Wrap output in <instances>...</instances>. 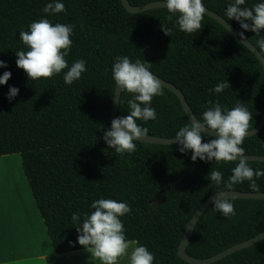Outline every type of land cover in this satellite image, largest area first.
<instances>
[{"label":"trees","instance_id":"trees-1","mask_svg":"<svg viewBox=\"0 0 264 264\" xmlns=\"http://www.w3.org/2000/svg\"><path fill=\"white\" fill-rule=\"evenodd\" d=\"M141 5L153 0H128ZM53 0H0V67L10 79L0 85V156L18 153L24 176L56 253L84 249L77 242L79 224L71 217L79 214L81 223L94 211L98 199L126 202L131 212L120 217L129 241H138L154 254L153 264H189L181 259L177 247L185 226L200 203L223 190L253 192L249 182L224 187L236 162L191 160V150L178 151L177 144L134 141L136 151L123 156L104 142L110 130V110L115 82V58L127 56L131 62L150 63L149 71L173 83L198 120L216 101L227 109L238 103L252 114L257 124L264 110V67L257 57L230 31L205 14L202 28L187 34L172 21L166 7L130 13L121 0H58L66 12L47 14L43 8ZM233 0H202L233 25L260 51L256 42L264 38L244 31L226 9ZM262 0H245L242 7H254ZM46 18L53 25H74L71 50L66 57L69 68L84 60L86 71L71 85L63 76L67 68L50 79L32 81L16 66V52L27 51L19 39L21 31ZM250 23V21L248 22ZM172 29L166 36L161 27ZM230 85L212 93L218 83ZM10 87L19 89L9 101ZM163 95L154 96L150 107L155 121L137 120L148 128V135L175 137L191 121L178 97L162 86ZM133 95L121 92L117 117L130 113L128 100ZM214 138L204 134L202 142ZM245 154L264 155V126L241 145ZM254 170H264L263 161H248ZM212 170L223 174L216 185L208 176ZM264 192V176L256 179ZM165 191V201H155ZM235 215L223 216L209 205L198 219L186 253L205 258L264 231V199L228 198ZM151 201V202H150ZM211 264H264V239L235 251Z\"/></svg>","mask_w":264,"mask_h":264},{"label":"clouds","instance_id":"clouds-1","mask_svg":"<svg viewBox=\"0 0 264 264\" xmlns=\"http://www.w3.org/2000/svg\"><path fill=\"white\" fill-rule=\"evenodd\" d=\"M169 15L168 21L177 16L176 24L180 31L187 34H194L202 28V20L205 16V6L202 0H164ZM245 0H233L226 9L228 20L234 19L244 31H251L257 35L264 30V0L254 7H242ZM43 12L57 14L66 12L65 5L58 0L48 3ZM250 21V23H248ZM29 31H21L19 39L27 47V51L16 52V66L22 69L32 81L39 79H50L64 69H68L63 76L66 85H71L81 78V74L87 69L84 60H76L69 68L66 57L68 56L72 40L70 39L74 25L60 24L53 25L48 19L42 18L32 22ZM166 36H170L172 29L160 26ZM244 38V32L239 33ZM258 48L264 51V38L257 40ZM150 63H142L140 60L131 62L127 56L116 57L112 65V79L120 92H127L133 95L128 100L130 113L124 117H116L111 122V128L103 134L104 142L116 153L123 156L136 151L134 141L146 137L148 128L141 127L137 120L145 122L155 121L157 114L155 109L150 107L154 96L163 95L160 81L149 71ZM0 67H7L6 63L0 60ZM11 73L5 71L0 76V85L6 84ZM230 85L222 81L209 91L221 93ZM19 92L16 87H10L7 99L11 101ZM119 104V95L115 96ZM211 107L203 111L200 120L192 118L189 125L181 127L175 133L173 143H177L178 151L185 153L191 150V160L197 158L201 161H215L231 163L236 162L232 168V175L228 178L224 187L232 189L236 184L244 181L249 182V188L253 192H259L256 179L264 176V170H254L249 166L245 157V149L241 147L244 139L249 136V130L253 129L252 114L238 103L232 109L224 108L219 101L213 102ZM214 134L209 142H202L204 134ZM255 136V132H252ZM240 158L237 161V158ZM208 176L216 185L223 182V174L220 171L212 170ZM211 203L214 210L219 211L223 216H234V204L221 193L213 197ZM94 209L90 215L81 223L79 214L74 213L71 217L73 224H79L77 237L79 245L97 259L101 264H118L120 258L128 256L130 264H153L154 254L147 247L139 245L138 241H129L125 237V228L120 217L131 212L126 202H117L113 199H98L91 203ZM194 230V226L192 228ZM131 252L129 255V249Z\"/></svg>","mask_w":264,"mask_h":264},{"label":"crops","instance_id":"crops-1","mask_svg":"<svg viewBox=\"0 0 264 264\" xmlns=\"http://www.w3.org/2000/svg\"><path fill=\"white\" fill-rule=\"evenodd\" d=\"M90 258L85 249L55 252L20 155L0 156V264H87ZM124 260L130 264L128 256Z\"/></svg>","mask_w":264,"mask_h":264},{"label":"water","instance_id":"water-1","mask_svg":"<svg viewBox=\"0 0 264 264\" xmlns=\"http://www.w3.org/2000/svg\"><path fill=\"white\" fill-rule=\"evenodd\" d=\"M123 6L127 9L128 12L130 13H138L142 12L145 10L153 9V8H161L164 7V0H153L149 1L147 3L141 4V5H131L128 0H121ZM205 14L212 17L215 19L217 22H219L222 26H224L228 31H230L239 41H241L260 61V63L264 67V56L260 53V51L252 44L245 36L244 38H241L239 33L240 31L237 30L233 25H231L227 20H225L221 15L216 13L215 11L205 7ZM152 73V72H151ZM153 74V73H152ZM161 83V86L165 87L166 89L170 90L173 92L178 99L180 100V103L183 107L184 112L186 113L187 117L189 118L190 121H192V118L194 117L195 119L196 116L194 115L192 109L190 108L189 104L187 103L183 92L176 87L173 83L164 80L163 78L153 74ZM119 95V100H120V95L121 92L119 93V88L115 84L114 88V94H113V100H112V105H111V110H110V123L114 118L117 117V112H118V107L119 104L115 100V96L118 97ZM198 120V119H197ZM264 126V110L257 122V124L253 127V129L249 130V136H253L252 132H255V135L259 133V131L263 128ZM208 134V133H206ZM214 136V134H208ZM174 137H157L153 135H148L146 137L140 138L138 141L146 142V143H156V144H177L173 143ZM240 158H237V161ZM244 159L247 161H263L264 162V155H251V154H245ZM223 194L225 198H255V199H264V192H244V191H237V190H223L219 191L217 193H214L210 196H208L206 199H204L200 205L195 209L191 217L189 218L185 229L183 231L182 237L180 239V242L177 247V252L178 255L181 259L186 261L189 264H211L213 262H216L231 253L241 250L243 248H246L255 242L264 239V231L258 233L257 235L246 239L244 241H241L239 243L233 244L220 252H217L209 257L205 258H196L188 255L186 253V247L191 239V236L193 234V226L195 227L198 219L202 215V213L206 210V208L211 205V199L213 197H218L220 194ZM156 199L160 203H163L165 201V191L161 190L157 195ZM151 202V201H150Z\"/></svg>","mask_w":264,"mask_h":264},{"label":"rangeland","instance_id":"rangeland-1","mask_svg":"<svg viewBox=\"0 0 264 264\" xmlns=\"http://www.w3.org/2000/svg\"><path fill=\"white\" fill-rule=\"evenodd\" d=\"M17 157H19V156H17ZM155 201L157 202L158 201V199H155ZM131 252V248L129 249V253ZM126 257V256H125ZM91 259V261H88V263L87 264H101V262L99 261V260H97V259H92V258H90ZM122 259H120L119 261H118V264H123L122 263ZM124 262V264L125 263H127V261L126 260H124L123 261Z\"/></svg>","mask_w":264,"mask_h":264},{"label":"bare ground","instance_id":"bare-ground-1","mask_svg":"<svg viewBox=\"0 0 264 264\" xmlns=\"http://www.w3.org/2000/svg\"><path fill=\"white\" fill-rule=\"evenodd\" d=\"M126 257H124L123 259L122 258H120V259H122L123 261H124V259H125ZM122 261V263L124 264V262Z\"/></svg>","mask_w":264,"mask_h":264}]
</instances>
